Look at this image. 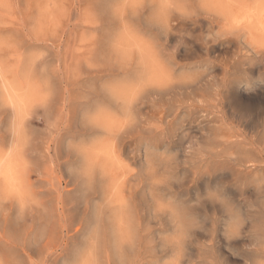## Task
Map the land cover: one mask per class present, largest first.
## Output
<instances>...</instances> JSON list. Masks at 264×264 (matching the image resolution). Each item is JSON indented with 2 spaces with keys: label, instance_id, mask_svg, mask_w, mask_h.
<instances>
[{
  "label": "rangeland",
  "instance_id": "obj_1",
  "mask_svg": "<svg viewBox=\"0 0 264 264\" xmlns=\"http://www.w3.org/2000/svg\"><path fill=\"white\" fill-rule=\"evenodd\" d=\"M262 223L264 0H0V264H264Z\"/></svg>",
  "mask_w": 264,
  "mask_h": 264
},
{
  "label": "bare ground",
  "instance_id": "obj_2",
  "mask_svg": "<svg viewBox=\"0 0 264 264\" xmlns=\"http://www.w3.org/2000/svg\"><path fill=\"white\" fill-rule=\"evenodd\" d=\"M207 70V69H206ZM206 92V91H205ZM155 100V99H154ZM161 100V99H160ZM160 100H158V102L160 101ZM156 101V100H155ZM163 101V100H162ZM202 102V101H201ZM150 103V102H149ZM157 103V102H156ZM197 105V104H196ZM189 106H191V104L189 105ZM193 106V105H192ZM196 107V106H195ZM201 107V106H200ZM203 107V106H202ZM198 108V107H197ZM201 109V108H200ZM199 110V109H198ZM207 110V109H206ZM189 111V110H188ZM195 111H197V110H195ZM203 112V111H202ZM181 116V115H180ZM179 116V117H180ZM179 120H180V118H179ZM227 122V121H226ZM117 128V127H116ZM168 136V135H167ZM249 141V140H248ZM254 145V144H253ZM255 148V147H254ZM146 152V151H145ZM234 167V166H233ZM237 167V166H236ZM109 168V167H108ZM11 177V176H10ZM116 179V178H115ZM119 179V178H118ZM196 179V178H195ZM116 181V180H115ZM122 181V180H121ZM120 181V182H121ZM8 182V181H7ZM121 185V184H120ZM8 187V186H7ZM111 191V190H110ZM162 192V191H161ZM180 196V195H179ZM170 197V196H169ZM168 197V198H169ZM174 197V196H173ZM174 199V198H173ZM92 201V200H91ZM174 206H176V205H174ZM158 209V208H157ZM171 214V213H170ZM227 217V216H226ZM168 223V222H167ZM226 224V223H225ZM97 225V224H96ZM178 228V227H177ZM231 228V227H230ZM160 232V231H159ZM179 232H180V230H179ZM93 234V233H92ZM172 234V233H171ZM168 235V234H167ZM182 250V249H181ZM255 256V255H254ZM260 258V257H259ZM173 260V259H172Z\"/></svg>",
  "mask_w": 264,
  "mask_h": 264
},
{
  "label": "snow or ice",
  "instance_id": "obj_3",
  "mask_svg": "<svg viewBox=\"0 0 264 264\" xmlns=\"http://www.w3.org/2000/svg\"><path fill=\"white\" fill-rule=\"evenodd\" d=\"M261 228H262V231H264V223H262Z\"/></svg>",
  "mask_w": 264,
  "mask_h": 264
}]
</instances>
